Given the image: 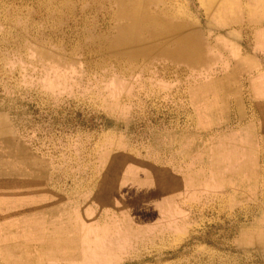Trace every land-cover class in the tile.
<instances>
[{
    "label": "rangeland",
    "instance_id": "rangeland-1",
    "mask_svg": "<svg viewBox=\"0 0 264 264\" xmlns=\"http://www.w3.org/2000/svg\"><path fill=\"white\" fill-rule=\"evenodd\" d=\"M262 228L264 0H0V264H264Z\"/></svg>",
    "mask_w": 264,
    "mask_h": 264
},
{
    "label": "bare ground",
    "instance_id": "bare-ground-1",
    "mask_svg": "<svg viewBox=\"0 0 264 264\" xmlns=\"http://www.w3.org/2000/svg\"><path fill=\"white\" fill-rule=\"evenodd\" d=\"M115 1H116V0H115ZM125 1H126V0H125ZM146 1H147V0H146ZM113 2H114V1H113ZM157 2H158V1H157ZM146 3H147V2H146ZM115 4H116V3H115ZM149 4H150V3H149ZM151 4H152V3H151ZM157 4H158V3H157ZM127 5H129V4H127ZM163 6H164V5H163ZM168 6H169V5H168ZM122 7H123V6H122ZM130 7H132V6H130ZM135 7H136V6H135ZM136 8H139V7H136ZM117 9H118V8H117ZM121 9H122V8H121ZM130 9H131V8H130ZM132 9H133V8H132ZM139 10H140V9H139ZM170 10H171V9H170ZM166 11H167V9H166ZM223 11H224V10H223ZM144 12H145V11H144ZM108 13H109V12H108ZM135 13H136V11H135V12H134V11L131 12V15H132V17H133L134 20L136 19V14H135ZM140 13H141V12H140ZM140 13H139V14H140ZM150 13H151V12H150ZM146 14H147V12H146ZM151 14H152V13H151ZM129 15H130V14H129ZM147 15H148V14H147ZM114 16H115V15H114ZM114 16H113V17H114ZM140 16H141V15H140ZM142 16H143V14H142ZM109 18H110V17H109ZM140 18H141V17H140ZM144 18H146V17H144ZM133 19H132V20H133ZM115 20H116V19H115ZM130 20H131V19H130ZM109 21H110V20H109ZM140 21H141V20H140ZM142 21H143V20H142ZM114 22H115V21H114ZM139 23H140V22H139ZM118 24H119V23H118ZM122 24H123V23H122ZM124 24H125V22H124ZM189 24H190V23H189ZM111 26H112V25H111ZM118 26H119V25H118ZM134 26H135V25L132 24V23H131L129 26H126L125 28H122V29H121L120 26H119V28H120L121 30H120V32H119V35L117 36V39H116L115 41H114V40H113V41H114V42H119V43H124V37H125V38H126V37L128 38V36H130L128 33H130V32L133 34V31H132V30H134ZM116 27H117V26H116ZM105 28H106V27H105ZM188 28H189V27H188ZM205 28H206V27H205ZM117 29H118V28H117ZM200 29H201V28H200ZM164 30H165V29H164ZM201 30H202V29H201ZM94 31H95V30H94ZM167 31H168V30H167ZM186 31H187V30H186ZM92 32H93V31H92ZM113 32H114V31H113ZM88 33H89V32H88ZM114 33H115V32H114ZM169 33H170V32H169ZM172 33H173V32H172ZM175 33H178V32H175ZM183 33H184V31H183ZM92 34H93V33H92ZM92 34H90V35H92ZM88 35H89V34H88ZM94 35H96V34H94ZM108 35H109V34H108ZM187 35H188V34H186V36H187ZM202 35H203V34H202ZM97 36H98V35H97ZM150 36H151V34H150ZM152 36H153V35H152ZM176 36H177V35H176ZM203 36H205V35H203ZM93 37H94V36H93ZM99 37H100V36H98V38H99ZM113 37H114V36H113ZM184 37H185V36H184ZM193 37H194V36H193ZM107 38H108V37H107ZM181 38H182V37H181ZM114 39H115V38H114ZM148 39H149V38H148ZM172 39H173V38H172ZM188 39H190V37H189ZM197 39H198V38H197ZM127 40H128V39H127ZM131 40H132V39H131ZM174 40H175V39H174ZM180 40H181V39H180ZM100 41H101V40H100ZM146 41H147V40H146ZM158 41H159V40H158ZM160 41H161V40H160ZM168 41H169V40H168ZM175 41H176V40H175ZM175 41H174V43H175ZM186 41H187V40H186ZM189 41H190V40H189ZM89 42H90V41H89ZM94 42H95V41H94ZM97 42H98V41H97ZM109 42H110V41H109ZM150 42H151V41H150ZM176 42H178V41H176ZM205 42H206V41H205ZM207 42H208V41H207ZM146 43H147V42H146ZM198 43H199V42H198ZM102 44H103V41H102ZM113 44H114V43H113ZM131 44H132V43H131ZM151 44H152V43H151ZM162 44H163V43H162ZM182 45H183V44H182ZM194 45H197V44L195 43ZM148 46H149V45H148ZM154 46H155V45H154ZM165 46H166V44H165ZM170 46H171V45H170ZM192 46H193V45H192ZM236 46H237V45H236ZM42 47H43V46H42ZM90 47H91V46H90ZM117 47H118V45H117ZM175 47H176V46H175ZM185 47H187V46H185ZM190 47H191V46H188V48H185V49H188V50H189ZM195 47L197 48L198 45L195 46ZM114 48H115V47H114ZM130 48H131V47H130ZM130 48H129V49H130ZM150 48H152V47H150ZM153 48H154V47H153ZM163 48H164V47H163ZM191 48H192V47H191ZM204 48H205V45H204ZM40 49H41V47H40ZM44 49H45V48H44ZM94 49H95V47H94ZM122 49H123V48H122ZM132 49H134V48H132ZM136 49H137V48H136ZM138 49H139V48H138ZM142 49H143V48H142ZM193 49H194V48H193ZM211 49H212V48H211ZM234 49H235V48H234ZM234 49H233V50H234ZM51 50H52V49H51ZM205 50H207V49L205 48ZM41 51H42V49H41ZM44 51H45V50H44ZM93 51H94V50H93ZM95 51H96V50H95ZM101 51H102V50H101ZM128 51H129V50H128ZM128 51H127V52H128ZM130 51H131V50H130ZM139 51H141V49H140ZM184 51H185V50H184ZM79 52H80V51H79ZM131 52H132V51H131ZM131 52H130V53H131ZM134 52H135V51H134ZM134 52H133V53H134ZM146 52H147V51H146ZM104 53H105V52H104ZM119 53H121V52L119 51ZM136 53H137V52H136ZM140 53H141V52H140ZM144 53H145V52H144ZM171 53H172V52H171ZM201 53H202V52H201ZM205 53H206V52H204V56H205ZM61 54H62V53H61ZM70 54H71V53H69V55H70ZM81 54H82V53H81ZM121 54H123V53H121ZM142 54H143V53H142ZM142 54H141V55H142ZM190 54H191V53H190ZM194 54H195V53H194ZM196 54H197V53H196ZM47 55H48V54H47ZM125 55H126V49H125ZM143 55H144V54H143ZM172 55H173V54H172ZM177 55H178V54H177ZM200 55H201V54H200ZM70 56H71V55H70ZM72 56H73V55H72ZM137 56H138V55H137ZM178 56H179V55H178ZM201 56H202V55H201ZM213 56H214V55H213ZM216 56H217V55H215V57H216ZM74 57H75V56H74ZM83 57H84V56H83ZM176 57H177V56H176ZM180 57H181V56H180ZM188 57H189V56H188ZM205 57L207 58V56H205ZM205 57H201L203 63L205 62V61L203 60V58H205ZM68 58H70V57H68ZM79 58H80V57H79ZM140 58H141V57H140ZM184 58H185V57H184ZM186 58H187V57H186ZM219 58H220V56H219ZM82 59H83V58H82ZM84 59L86 60V58H84ZM100 59H101V58H100ZM156 59H157V58H156ZM172 59H174V58H172ZM178 59H179V58H178ZM191 59H192V57H191ZM199 59H200V58H199ZM70 60H71V59H70ZM78 60H79V59H78ZM85 60H84V61H85ZM96 60H97V59H96ZM151 60H152V59H151ZM170 60H171V59H170ZM183 60H184V59H183ZM183 60H182V61H183ZM91 61H92V60H91ZM180 61H181V58H180ZM182 61H181V63H182ZM184 61H185V60H184ZM197 61H198V60H197ZM239 61H240V60H239ZM42 62H43V61H42ZM45 62H46V61H45ZM58 62H59V61H58ZM87 62H88V61H87ZM95 62H96V61H95ZM156 62H157V61H156ZM169 62H170V61H169ZM171 62H172V60H171ZM173 62H174V60H173ZM186 62H187V60H186ZM189 62H191V61H189ZM90 63H91V62H90ZM97 63L99 64V62H97ZM150 63H151V62H150ZM184 63H185V62H184ZM212 63H213V62H212ZM79 64H80V63H79ZM86 64H87V63H86ZM105 64H106V63H105ZM127 64H128V63H127ZM151 64H152V63H151ZM158 64H159V63H158ZM198 64H199V63H198ZM215 64H216V63H215ZM69 65H70V64H69ZM83 65H84V64H83ZM89 65H90V64H89ZM91 65H92V64H91ZM129 65H130V64H129ZM186 65H187V64H186ZM188 65L190 66V64H188ZM200 65L202 66L201 62H200ZM210 65H211V64H210ZM58 66H59V65H58ZM58 66H56V67H58ZM107 66H108V65H107ZM152 66H153V65H152ZM180 66H181V65H180ZM196 66H198V65H195L194 68H196ZM208 66H209V65H208ZM211 66H212V65H211ZM235 66H236V65H235ZM80 67H81V65H80ZM86 67H87V66H86ZM92 67H93V66H92ZM94 67H96V66H94ZM203 67H204V66H203ZM232 67H233V66H232ZM242 67H243V66H242ZM129 68H130V67H129ZM145 68H146V67H145ZM145 68H144V69H145ZM208 68H209V67H208ZM239 68H240V67H239ZM62 69L64 70V68H62ZM65 69H66V68H65ZM67 69H68V68H67ZM76 69H78V68H76ZM79 69H81V68H79ZM91 69H92V68H91ZM142 69H143V68H142ZM175 69H176V68H175ZM196 69H197V68H196ZM199 69H200V68H199ZM199 69H198V70H199ZM227 69H229V68H227ZM244 69H245V68H244ZM83 70H84V69H83ZM191 70H192V69H191ZM219 70H220V69H219ZM232 70H233V69H232ZM38 71L40 72L41 70H38ZM84 71L86 72V70H84ZM91 71H92V70H91ZM105 71H107V70H105ZM110 71H111V70H110ZM144 71H145V70H144ZM230 71H231V70H230ZM240 71H241V69H240ZM93 72H96V71H93ZM101 72H102V71H101ZM103 72H104V71H103ZM136 72H137V71H136ZM107 73H108V72H107ZM110 73H111V72H110ZM149 73H151V72H149ZM192 73H193V72H192ZM222 73H223V71L221 72V74H222ZM225 73H227V72H225ZM228 73H229V72H228ZM91 74H92V73H91ZM128 74H129V73H128ZM209 74H211V73H209ZM212 74H213V73H212ZM108 75H109V74H108ZM129 75H130V74H129ZM215 75H217V74H215ZM93 76H94V75H93ZM98 76H99V75H98ZM115 76H116V75H115ZM104 77H105V76H104ZM96 78H97V77H96ZM106 78H107V77H106ZM149 78H150V77H149ZM218 78H219V77H218ZM64 79H65V78H64ZM84 79H85V78H84ZM97 79H98V78H97ZM100 79H101V78H100ZM126 79H127V78H126ZM126 79H125V81H126ZM128 79H129V78H128ZM219 79H220V78H219ZM61 80H62V79H61ZM67 80H68V79H67ZM63 81H64V80H63ZM129 81H130V80H129ZM211 81H212V80H211ZM219 81H221V80H219ZM67 82H68V81H67ZM96 82H97V81H96ZM115 82H116V81H115ZM69 83H70V82H69ZM106 85H107V84H106ZM116 85L118 86V83H117ZM215 85H216V84H215ZM233 85H234V84H233ZM150 86H151V84H150ZM120 87H121V86H120ZM145 87H146V85H145ZM229 87H230V86H229ZM99 89H100V88H99ZM120 89H121V88H120ZM120 89H119V90H120ZM220 89H221V88H220ZM100 90H101V89H100ZM122 91H123V90H122ZM122 91H121V92H122ZM228 92H229V91H228ZM221 93H222V92H221ZM229 94H230V93H229ZM225 96H226V95H225ZM231 96H232V95H231ZM97 98H98V97H97ZM97 98H96V99H97ZM225 98H226V97H225ZM230 98H231V97H230ZM100 99H101V98H100ZM116 99H117V98H116ZM118 99H119V98H118ZM223 99H224V98H223ZM226 99H227V98H226ZM98 100H99V99H98ZM120 100H121V99H120ZM223 102H224V101H223ZM226 102H227V101H226ZM98 103H99V102H98ZM105 105H106V104H105ZM117 105H118V104H117ZM115 106H116V105H115ZM115 106H114V107H115ZM109 107H110V106H109ZM222 115H223V114H222ZM245 124H246V123H245ZM252 125H253V124H252ZM251 128H252V127H251ZM241 129H243V128H241ZM247 129L249 130V128H247ZM261 131H262V130H261ZM249 133H250V132H249ZM247 136H248V135H247ZM103 154H104V153H103ZM105 155H106V154H105ZM119 156H120V155H119ZM122 157H123V156H122ZM102 158H103V157H102ZM105 158H107V157H105ZM123 158H125V157H123ZM123 158H122V159H123ZM107 159H108V158H107ZM126 159H127V158H126ZM126 159H125V160H126ZM101 160H102V159H101ZM104 161H105V160H104ZM126 161H127V160H126ZM114 162H115V161H114ZM117 162H118V161H117ZM129 162H130V161H129ZM138 162H139V161H138ZM130 163H131V162H130ZM102 166H103V165H102ZM119 166H120V165H119ZM110 167H111V166H109V169H110ZM117 167H118V165H117ZM116 169H117V168H116ZM105 170H108V169H105ZM108 171H109V170H108ZM103 172H104V171H103ZM106 172H107V171H106ZM112 172H113V171H112ZM112 172H111V174H112ZM256 172H257V171H256ZM113 173H114V172H113ZM161 173H162V171H161ZM256 174H257V173H256ZM113 175H114V174H113ZM166 175H167V173H166ZM166 175H165V176H166ZM98 176H99V175H98ZM137 176H138V175H137ZM255 176H256V175H255ZM258 176H259V175H258ZM113 177H115V176H113ZM113 177H112V178H113ZM123 177H124V176H123ZM125 177H126V176H125ZM167 177H168V176H167ZM167 177H166V178H167ZM106 178L109 179V176H108V177L106 176ZM115 178H116V177H115ZM115 178H114V179H115ZM92 179H93V178H92ZM104 179H105V178H104ZM104 179H101V182H102V180L104 181ZM121 179H123V178H121ZM138 179H139V178H138ZM140 179H141V178H140ZM145 179H146V178H145ZM157 179H158V178H157ZM157 179H156V180H157ZM162 179H163V178H162ZM167 179H168V178H167ZM167 179H165V180H167ZM112 180H113V179H112ZM117 180H120V178L117 179ZM159 180H160V179H159ZM175 180H176V179H175ZM255 180H256V179H255ZM106 181H107V180H106ZM110 181H111V180H110ZM122 181H124V180H122ZM150 181L152 182V180H150ZM104 182H105V181H104ZM115 182H116V180H115ZM119 182H120V181H119ZM119 182H118V183H119ZM139 182H140V181H139ZM144 182H145V181H144ZM153 182H154V181H153ZM161 182H163V181H161ZM174 182H175V181H174ZM92 183H93V182H92ZM102 183H103V182H102ZM112 183H113V182H112ZM141 183H142V181H141ZM146 183H147V181H146ZM148 183H149V182H148ZM172 183H173V182H172ZM172 183H169V184L173 185L174 183H173V184H172ZM180 183H181V180H180ZM182 183H183V182H182ZM129 184H130V183H129ZM136 184H137V182L134 183V186H135ZM152 184H153V183H152ZM154 184H155V183H154ZM167 184H168V183H167ZM86 185H87V184H86ZM101 185H102V184H101ZM113 185H114V183H113ZM115 185H117V183H116ZM121 185H122V183H121ZM140 185H141V184H140ZM146 185H147V184H146ZM163 185H164V184H163ZM165 185H166V184H165ZM175 185H176V183H175ZM181 185H182V184H181ZM181 185H180V186H181ZM93 186H94V184H93ZM110 186H111V185H110ZM151 186H152V185H151ZM167 186H168V189H167V191H168V190H170V189H169V185H167ZM182 186H183V185H182ZM88 187H89V186H88ZM91 187H92V186H91ZM99 187H100V186H99ZM107 187H108V186H107ZM112 187H113V186H112ZM119 187H121V186H119ZM125 187H126V185H125ZM170 187H172V186H170ZM95 188H96V186H95ZM101 188H102V187H100V189H101ZM104 188H105V186H103V189H104ZM113 188H114V187H113ZM113 188H112V190H113ZM126 188H127V187H126ZM126 188H125V189H126ZM149 188H150V186H149ZM162 188H163V187H162ZM162 188H161V189H162ZM172 188H173V187H172ZM179 188H180V187H179ZM184 188H185V185H184ZM184 188H183V189H184ZM84 189H85V188H84ZM103 189H102V190H103ZM105 189H108V188H105ZM134 189H135V187H134ZM146 189H147V187H146ZM151 189H152V188H151ZM154 189H157V188H154ZM164 189H165V187H164ZM90 190H91V189H90ZM96 190H97V189H96ZM112 190H111V191H112ZM121 190H122V189H121ZM141 190H143V189H141ZM157 190H159V189H157ZM172 190H173V189H172ZM176 190H177V189H176ZM176 190L174 189L173 191H176ZM180 190H181V189H179V192H178L179 195H181ZM185 190H186V189H185ZM185 190H184V191H185ZM94 191H95V190H94ZM94 191H93V192H94ZM124 191H125V190H124ZM145 191H146V190H145ZM145 191H143V192H145ZM113 192H114V191H113ZM113 192H112V193H113ZM121 192H122V191H121ZM126 192H127V191H126ZM138 192H139V191H138ZM141 192H142V191H141ZM148 192H149V191H148ZM148 192H147V193H148ZM160 192H161V191H160ZM109 193H110V192H109ZM135 193H136V192H135ZM145 193H146V192H145ZM183 193H184V192H183ZM104 194H105V193H104ZM131 194H132V193H131ZM133 194H134V193H133ZM133 194H132V195H133ZM138 194H139V193H138ZM160 194H161V193H160ZM169 194H171V193H169ZM95 195H96V194H95ZM117 195H118V193H117ZM117 195H116V196H117ZM125 195H127V194H125ZM136 195H137V194H136ZM149 195H150V194H149ZM157 195H158V194H157ZM157 195H156V196H157ZM174 195H175V194H174ZM182 195H183V194H182ZM97 196H98V195H97ZM105 196H106V195H105ZM127 196H128V195H127ZM137 196H139V195H137ZM158 196H159V195H158ZM158 196H157V197H158ZM176 196H177V195H176ZM87 197H88V196H87ZM98 197H99V196H98ZM110 197H111V196H110ZM118 197H119V196H118ZM122 197H123V196H122ZM152 197H153V196H152ZM166 197H167V194H166ZM100 198H101V197H100ZM100 198H99V199H100ZM102 198H103V197H102ZM132 198H133V197H132ZM97 199H98V198H97ZM109 199H110V198H109ZM127 199H128V198H127ZM102 200H103V199H102ZM122 200H123V199H122ZM128 200H129V199H128ZM138 200H139V199H138ZM173 200H174V199H173ZM99 201H101V200H99ZM133 201H134V200H133ZM133 201H129L130 204H131L132 206H134V205H133ZM141 201H142V200H141ZM103 202H104V204L106 203V201H103ZM144 202H146V201H144ZM147 202H148V201H147ZM165 202H168V201H165ZM170 202H171V200H170ZM100 203H101V202H100ZM107 203H108V202H107ZM122 203H124V202L122 201ZM125 203H126V200H125ZM127 203H128V202H127ZM136 203H137V200H136ZM141 203H142V202H141ZM101 204H102V203H101ZM166 204H167V203H166ZM170 204H171V203H170ZM102 205H103V204H102ZM105 205H106V204H105ZM131 205H130V206H131ZM136 205H137V204H135V206H136ZM141 205H142V204H141ZM132 206H131V207H132ZM139 206H140V205H139ZM171 206H174V205H171ZM110 207H112V206H110ZM110 207H109V208H110ZM148 207H149V206H148ZM152 207H154V206H152ZM169 207H170V206H169ZM105 208H106V206H105ZM141 208H142V207H141ZM144 208H146V206H145ZM161 208H162V207H161ZM173 208H174V207H173ZM106 209H107V208H106ZM133 209H134V208H133ZM162 209H163V208H162ZM117 210H119V209H117ZM123 210H124V209H123ZM138 210H139V207H138ZM145 210H147V208H146ZM194 210H195V209H194ZM121 211H122V210H121ZM124 211H125V210H124ZM133 211H134V210H133ZM133 211H132V212H133ZM142 211H144V209H143ZM165 211H166V210H165ZM168 211H169V210H168ZM61 212H62V211H61ZM101 212H102V211H101ZM161 212H162V211H161ZM130 213H131V212H130ZM144 213H145V212H144ZM159 213H160V211H159ZM170 213H171V212H170ZM178 213H179V212H178ZM70 214H71V213H70ZM128 214H129V212H128ZM139 214H141V212H139ZM147 214H148V213H147ZM98 215H99V214H98ZM177 215H178V214H177ZM177 215H176V216H177ZM141 216H142V215H141ZM133 217H134V216H133ZM172 217H173V216H172ZM174 217H175V216H174ZM262 217H263V216H262ZM98 218H99V217H98ZM142 218H143V217H142ZM100 219H101V218H100ZM127 221H128V220H127ZM139 221H140V220H139ZM13 222H14V221H13ZM15 222H16V224H17V221H15ZM80 222L82 223V221H80ZM128 222H129V221H128ZM155 222H156V221H155ZM157 222H158V220H157ZM78 223H79V222H78ZM123 223H124V222H123ZM125 223H126V222H125ZM79 224H80V223H79ZM82 224H83V223H82ZM132 224H133V223H132ZM12 226H13V225H12ZM14 226H15V225H14ZM16 226H17V225H16ZM16 226H15V227H16ZM23 226H24V225H23ZM85 226H86V225H85ZM128 226H129V225H128ZM81 227H82V226H81ZM81 227H80V228H81ZM83 227H84V225H83ZM22 228H23V227H22ZM82 229H83V228H82ZM87 229H88V228H87ZM97 229H98V228H97ZM97 229H96V230H97ZM262 229H264V228H262ZM85 230H86V228H85ZM85 230H84V231H85ZM80 231H81V229H80ZM99 231H100V230H99ZM99 231H97V233H98ZM123 231H124V230H123ZM123 231H122V232H123ZM137 231H138V230H137ZM82 232H83V231H82ZM262 232H263V231H262ZM97 233H96V234H97ZM99 233H100V232H99ZM96 234H94V235H96ZM100 234H101V233H100ZM121 234H122V233H121ZM262 234H263V233H262ZM125 235H126V234H125ZM97 236H98V235H97ZM121 236H122V235H121ZM98 237H100V236H98ZM114 237H115V236H114ZM116 237H117V236H116ZM120 238H121V237H120ZM103 239H104V238H103ZM261 239H262V238H261ZM113 240H114V239H113ZM104 241H105V240H104ZM114 241H115V240H114ZM114 241H113V242H114ZM130 241H131V240H130ZM80 242H81V241H80ZM79 244H80V243H79ZM108 244H109V243H108ZM112 244H113V243H112ZM22 246H23V245H22ZM113 246H114V244H113ZM23 248H25V247H23ZM49 257L52 258V256H49ZM88 258H89V257H88ZM91 258H92V257H91ZM93 258H94V257H93ZM93 258H92V259H93ZM17 259H18V258H17ZM89 260H90V259H89ZM93 260H94V259H93ZM19 263H20V262H19ZM103 263H105V261H104ZM103 263H101V264H103Z\"/></svg>",
    "mask_w": 264,
    "mask_h": 264
}]
</instances>
